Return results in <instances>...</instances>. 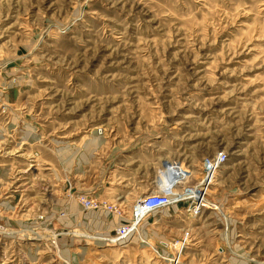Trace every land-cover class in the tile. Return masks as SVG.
<instances>
[{
    "label": "rangeland",
    "instance_id": "obj_1",
    "mask_svg": "<svg viewBox=\"0 0 264 264\" xmlns=\"http://www.w3.org/2000/svg\"><path fill=\"white\" fill-rule=\"evenodd\" d=\"M0 264H264V0H0Z\"/></svg>",
    "mask_w": 264,
    "mask_h": 264
},
{
    "label": "built area",
    "instance_id": "obj_2",
    "mask_svg": "<svg viewBox=\"0 0 264 264\" xmlns=\"http://www.w3.org/2000/svg\"><path fill=\"white\" fill-rule=\"evenodd\" d=\"M226 159V155L224 152L220 151L214 154L211 157H207L203 160L201 164V177L198 181L203 182L206 180L212 181L215 173L219 169V167L223 164ZM190 176L189 172L186 177ZM178 181V180H177ZM176 181V183H177ZM199 182V183H200ZM196 187L195 189H197ZM193 187L185 188L181 192L175 191H158L153 194H149L140 201H138L133 209V214L135 217H139L140 213H149L152 211H161L165 209L173 208L177 206L179 202H182L187 199H191L192 209L194 206V201L192 200V192L195 190ZM197 210V209H195ZM191 210V211H195Z\"/></svg>",
    "mask_w": 264,
    "mask_h": 264
},
{
    "label": "bare ground",
    "instance_id": "obj_3",
    "mask_svg": "<svg viewBox=\"0 0 264 264\" xmlns=\"http://www.w3.org/2000/svg\"><path fill=\"white\" fill-rule=\"evenodd\" d=\"M192 194H193V193H192ZM192 200H195V198H192ZM134 206H135V205H134ZM197 208H198V207H196L195 209H197ZM195 209H194V210H195ZM142 213H143V212H142ZM142 213H140V214H142Z\"/></svg>",
    "mask_w": 264,
    "mask_h": 264
},
{
    "label": "crops",
    "instance_id": "obj_4",
    "mask_svg": "<svg viewBox=\"0 0 264 264\" xmlns=\"http://www.w3.org/2000/svg\"><path fill=\"white\" fill-rule=\"evenodd\" d=\"M170 209H173V208H170ZM167 210H169V209H167Z\"/></svg>",
    "mask_w": 264,
    "mask_h": 264
}]
</instances>
